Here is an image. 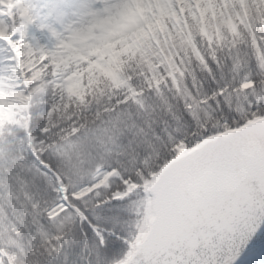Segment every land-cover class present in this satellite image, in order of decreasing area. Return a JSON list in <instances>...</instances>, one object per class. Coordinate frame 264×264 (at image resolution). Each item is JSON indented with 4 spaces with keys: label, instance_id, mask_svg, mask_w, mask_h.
Returning a JSON list of instances; mask_svg holds the SVG:
<instances>
[{
    "label": "snow or ice",
    "instance_id": "6c2138e0",
    "mask_svg": "<svg viewBox=\"0 0 264 264\" xmlns=\"http://www.w3.org/2000/svg\"><path fill=\"white\" fill-rule=\"evenodd\" d=\"M213 3L33 0L29 7H39L38 14L26 10L0 21V154L14 166L34 168L51 186L55 201L43 212L60 234L40 233L49 255L60 252L64 229L77 226L86 246L93 239L96 264H252L264 248V52L247 61L238 80L217 79L213 69L220 70V60L200 52L201 37L212 48L201 29L192 50L210 77L204 90L188 86L193 78L174 43L180 21L189 29L184 13L196 20L191 9ZM153 8H166L172 22L162 23ZM114 21V28L105 27ZM70 45L80 49L74 60L65 59ZM102 61L116 62L120 81L109 85L118 108L131 102L146 111L145 89L159 94L161 85L178 94L179 111L165 102L172 123L159 132L148 123L152 138L145 135L139 150L132 141L118 143L117 125L116 134L96 139L98 147L89 150L83 113L60 122L59 113L88 103L96 87L88 76ZM76 77L83 92L69 99ZM37 107L41 123L34 129ZM132 128L134 136L144 135L135 122ZM105 210L118 214L109 219L119 231L101 225ZM110 242L121 249L111 259ZM4 258L8 264L14 259L0 250V264Z\"/></svg>",
    "mask_w": 264,
    "mask_h": 264
},
{
    "label": "trees",
    "instance_id": "16d2710c",
    "mask_svg": "<svg viewBox=\"0 0 264 264\" xmlns=\"http://www.w3.org/2000/svg\"><path fill=\"white\" fill-rule=\"evenodd\" d=\"M231 6L234 11L230 14L226 11L213 14V10L207 7L202 17L194 8L191 12L195 14L196 20L191 19L188 13L190 30L185 29L183 24L181 28L177 26L181 31L176 35L174 43L183 55L182 67H185L187 76L193 78L188 82L189 87L193 84H202L203 89L207 90L210 84L209 74L196 61L195 52L192 50V37L198 36L201 29L211 37L212 48H209L201 37L200 52L205 56L216 55L220 60V70L213 69L217 79L223 76L229 79L235 77L238 80L247 70V61L253 57L259 58L264 52V41L259 47L253 43V40L260 41L264 37V4H260L257 0L254 5L252 0H246L244 9L241 3L238 7ZM171 22L170 20L169 23ZM226 59L231 63L226 65L224 63ZM112 64L114 72L120 79L116 71V62L113 61ZM252 67L254 71V63ZM101 74L106 79L101 80ZM88 79L96 86L88 103L83 108L74 107L58 115L60 122H63L68 117H79L83 113L84 119L80 122L86 124L89 131L87 145L89 150L94 151L98 147L95 144L96 139L106 140L108 136L116 134L113 125H117L121 130L119 144L127 147L132 141L133 146H137L139 150V147L144 145L145 135L149 140L152 138V130L147 127V124L151 123L152 129L159 132L165 126V122L172 123L167 104H171L177 111L180 109L178 94L169 86L161 85L162 92L159 94L148 93L145 89L146 94L143 98L147 109L145 111L131 102L118 108L116 99L119 96L118 94L114 96L111 92L109 85L111 77L103 71L94 70L89 74ZM177 79L183 87L184 79L179 76ZM137 83H142V79L137 77ZM71 97L72 95L69 94V99ZM71 102L76 103L74 100ZM241 102H243L242 97ZM40 114L41 108L37 107L33 110L34 129L41 123ZM133 122L138 128H144V135H133L137 131L136 128H132ZM54 201L55 196L45 177L34 168L30 169L29 166L24 168L14 166L10 158L6 159L3 154H0V250L14 257L12 264H89L90 261L91 264H96L93 239L89 238L86 246L79 226L72 230L67 227L64 229L65 235L58 243L59 253L49 255L45 251L48 245L43 242L40 233L44 232L49 237L60 234L58 224L50 223L43 212V209L52 206ZM34 203L39 205L35 210L32 208ZM99 215L103 218L100 221L103 227L115 226L119 231V225L109 219L118 215L115 211L105 210ZM52 243L57 244L56 241ZM120 251L118 244L110 242L108 258L117 257ZM260 260L254 258L252 264H260ZM4 264H8L7 258L4 259Z\"/></svg>",
    "mask_w": 264,
    "mask_h": 264
},
{
    "label": "rangeland",
    "instance_id": "374dc122",
    "mask_svg": "<svg viewBox=\"0 0 264 264\" xmlns=\"http://www.w3.org/2000/svg\"><path fill=\"white\" fill-rule=\"evenodd\" d=\"M32 3H33V0H25V2L23 4L19 3V2H14V0H0V5H2V7H3V16H0V21L8 19L12 15L19 18L21 16V13L25 12L26 10H30L33 15L38 14L40 11L39 7H35V6L29 7L30 5H32ZM231 5L238 7L239 3L236 2L235 0H228L227 3H221V0H215V3H213L211 6H209L208 4H201L199 8H196V10L201 15V17H202V14L207 7H210L213 10V14H218V13H220V11H224V12L226 11L228 14H230L232 11H234L232 9ZM193 8H195V7H193ZM244 8H245V3L242 4V9H244ZM152 12L156 13L158 16L159 15L164 16L167 14V9L166 8H162V9L153 8ZM188 13L189 12L184 13V16L187 19H188ZM149 15H151V14H149ZM237 16H239V15H237ZM243 17H245V16L243 15ZM170 20H171V18L169 16L164 17V20L162 21V23L167 24V23H169ZM181 24L184 25L183 21H180L177 24V26L179 28H181ZM115 26H116L115 21L105 25L106 28H114ZM154 30L157 32L158 35H160V34H161V36L163 35L160 32L159 25H155ZM65 52L67 53V56L65 57L66 60H74L79 56L80 49L78 47H73L70 45L67 49H65ZM96 69H99V70L105 72L107 75H109L111 77V79H115L117 82L120 81L116 72H114V70H113V64L112 63H107L106 61H102L100 66L93 69L91 72H93ZM79 80H80V77H76L71 82L72 88H71L70 94L72 96H79L83 92V89L79 86ZM121 87H123V85H121ZM257 258L261 259L259 261L260 264H264V259H263L264 255L258 256Z\"/></svg>",
    "mask_w": 264,
    "mask_h": 264
},
{
    "label": "water",
    "instance_id": "95a60500",
    "mask_svg": "<svg viewBox=\"0 0 264 264\" xmlns=\"http://www.w3.org/2000/svg\"><path fill=\"white\" fill-rule=\"evenodd\" d=\"M262 253H264V248H259V247H258V249H257V251H256V253H255V255H260V254H262Z\"/></svg>",
    "mask_w": 264,
    "mask_h": 264
},
{
    "label": "bare ground",
    "instance_id": "6f19581e",
    "mask_svg": "<svg viewBox=\"0 0 264 264\" xmlns=\"http://www.w3.org/2000/svg\"><path fill=\"white\" fill-rule=\"evenodd\" d=\"M254 255L252 256V259H253Z\"/></svg>",
    "mask_w": 264,
    "mask_h": 264
}]
</instances>
